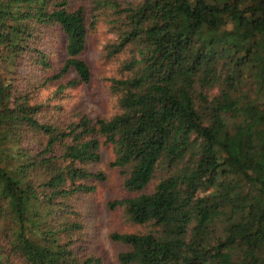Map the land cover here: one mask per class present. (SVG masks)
Returning a JSON list of instances; mask_svg holds the SVG:
<instances>
[{
    "label": "trees",
    "instance_id": "16d2710c",
    "mask_svg": "<svg viewBox=\"0 0 264 264\" xmlns=\"http://www.w3.org/2000/svg\"><path fill=\"white\" fill-rule=\"evenodd\" d=\"M99 15L105 57L125 56L117 111L40 122L41 34L63 43L53 77L85 83ZM101 144L129 192L107 206L143 227L110 233L119 264H264V0H0V264H103L61 239L51 207L103 180L85 168Z\"/></svg>",
    "mask_w": 264,
    "mask_h": 264
},
{
    "label": "rangeland",
    "instance_id": "374dc122",
    "mask_svg": "<svg viewBox=\"0 0 264 264\" xmlns=\"http://www.w3.org/2000/svg\"><path fill=\"white\" fill-rule=\"evenodd\" d=\"M103 18L105 20V16L99 15L93 28H88L85 45L79 55L90 71V79L85 83L67 84L75 76L72 71L53 77L65 59L63 43L54 29L41 34L38 48L46 52L51 66L43 75L36 70L32 76L33 81L41 82L36 93L37 102L42 104L37 114L40 122L64 127L75 121L78 115L109 118L117 111L116 95L111 90L110 79L117 76L118 66L125 56L105 57L104 46L114 34ZM29 67L30 64L26 63L22 71L28 72ZM31 145L35 147V143ZM99 154V161L87 164L85 168L90 172L101 171L103 180L85 179L83 183L93 186L92 191L56 196L51 207L56 210L53 214L55 224L66 227L60 234L61 239H71L77 256L96 257L103 264H119L117 254L123 246L112 241L110 233L135 232L143 230V227L129 223L121 207L107 206L109 201L129 196V192L123 187L124 175L120 169L108 165L113 158L111 147L101 144ZM43 195H37L40 203Z\"/></svg>",
    "mask_w": 264,
    "mask_h": 264
}]
</instances>
